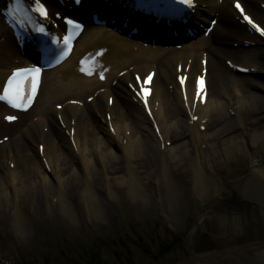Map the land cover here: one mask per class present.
Instances as JSON below:
<instances>
[{"label":"bare ground","instance_id":"bare-ground-1","mask_svg":"<svg viewBox=\"0 0 264 264\" xmlns=\"http://www.w3.org/2000/svg\"><path fill=\"white\" fill-rule=\"evenodd\" d=\"M45 1L53 18L62 12L54 0ZM197 1L195 23L206 20L201 12L219 17L209 38L202 36L177 50L166 45L144 47L102 27L91 31L86 28L70 58L45 73L30 109L36 107L45 90L37 120L22 118L25 129L15 137L8 124L0 121V139L2 134L11 136L0 144V222L12 219L19 240L27 237L31 224L40 226L42 221L62 225L72 235L85 224L100 228L105 224L106 207L111 205L102 195L105 187H111L110 172L123 170L116 182L121 185L126 174L132 200L145 204L148 195L132 165L137 161L144 166L159 161L161 202L163 209L169 207L170 221L181 214L179 205L168 204L166 197L168 191L175 195L172 163L191 167L202 201L212 198L219 189L213 178L216 165L231 162L235 151L250 161L248 180L264 185V81L233 75V67L242 66L264 77V38L241 23V15L229 0H225L224 10L216 0ZM238 1L255 22L264 25V0ZM3 6L0 0V9ZM234 42L238 48L226 47ZM246 42L250 44L247 48ZM99 49L103 53L92 63L95 74L84 76L78 60ZM31 65L29 59L18 54L15 39L0 14V86L13 69ZM147 68L155 71L148 96L151 117L131 90L136 77L142 81L146 76ZM205 72L206 85L199 88L197 77ZM180 73H189L187 99L177 81ZM101 74L106 76L103 82L99 80ZM111 97L112 104L108 102ZM55 101L63 103L62 110L53 107ZM7 114L6 106L0 103V117ZM250 120L254 126L246 131ZM203 125L205 130L201 132ZM131 126V136H127ZM166 141L172 143L163 147ZM168 160L170 164H164ZM109 194L113 197L112 189ZM260 204L264 209V203ZM241 205L230 204L225 210L237 212L242 206L245 211L249 209ZM204 223L205 218L198 222L202 226ZM201 234L207 239L218 235L210 228H204ZM180 264H264V243L194 254Z\"/></svg>","mask_w":264,"mask_h":264},{"label":"rangeland","instance_id":"rangeland-1","mask_svg":"<svg viewBox=\"0 0 264 264\" xmlns=\"http://www.w3.org/2000/svg\"><path fill=\"white\" fill-rule=\"evenodd\" d=\"M252 78L264 81L263 73L257 72ZM43 98L45 93L39 104ZM38 106L25 118L37 120ZM253 126L250 120L246 131ZM16 127L19 131L25 129L22 123ZM45 127L44 133H47L48 127ZM201 132H204V126ZM13 133L16 134L15 130ZM131 133L132 126L127 136ZM171 143L166 141L162 146ZM163 162L170 164L169 160ZM141 163L137 161L132 165L148 195L145 204H136L132 200L126 174L121 185L116 182L123 170L110 172L107 176L111 177L108 178L111 187H105L102 194L105 202L108 198L111 202L105 210V224L98 229L85 224L84 229L72 235L62 225L42 221L40 226L31 224L27 237L21 241L15 234L12 219L0 222V264H180L194 254L264 243V209L259 206L264 203V185L248 180L250 161L246 155L241 156L235 151L231 162L216 165L213 178L219 189L212 198L206 197V201L197 196L191 167L172 163L170 173L175 181L172 190L175 195L168 191L166 197L168 204L177 203L178 212H181L174 221L169 219V207H162L159 161L152 166ZM110 189L113 197H110ZM239 203L249 209L245 211L241 205L237 212L225 210L230 204ZM204 218L203 227L198 222ZM204 228H210L218 235L207 239L201 234Z\"/></svg>","mask_w":264,"mask_h":264},{"label":"snow or ice","instance_id":"snow-or-ice-1","mask_svg":"<svg viewBox=\"0 0 264 264\" xmlns=\"http://www.w3.org/2000/svg\"><path fill=\"white\" fill-rule=\"evenodd\" d=\"M79 3V0H77ZM178 3L186 4L189 7H192L191 0H177ZM237 8H240V5H236ZM35 11L39 12L42 16H47L46 9L44 6L40 3V0H36V8ZM23 11V0H14V5L9 8L8 15L12 16L13 19H17L16 14ZM241 11H243L241 9ZM246 20H248V23L252 24L253 22L248 18L245 17ZM17 22L22 23L21 20H17ZM68 24L72 25L74 22L72 20L67 21ZM81 26L79 24H75V28L79 29ZM253 27L257 29L261 33V35H264V29H260L258 26L253 24ZM36 31L40 33H44V29L38 28ZM71 37L66 36L64 38L65 44L67 45L70 42ZM81 71H87L88 75L92 74V69L88 68L87 70L82 68ZM40 69H20L13 73V76L8 81V86L4 89L3 95H0V100H7L9 104L12 105V107L21 108L24 106L23 102L25 99H30L31 97L27 95V84L31 83L32 91H35L37 82H38V75H39ZM103 78V77H101ZM183 83V81H182ZM8 119H14V117H8Z\"/></svg>","mask_w":264,"mask_h":264}]
</instances>
